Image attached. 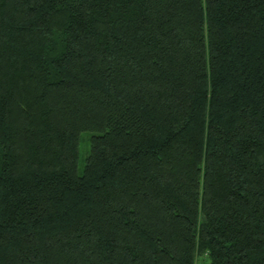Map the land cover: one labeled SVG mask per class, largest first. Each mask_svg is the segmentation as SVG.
Masks as SVG:
<instances>
[{"label":"trees","instance_id":"trees-1","mask_svg":"<svg viewBox=\"0 0 264 264\" xmlns=\"http://www.w3.org/2000/svg\"><path fill=\"white\" fill-rule=\"evenodd\" d=\"M198 262L264 264V0H0V264Z\"/></svg>","mask_w":264,"mask_h":264},{"label":"rangeland","instance_id":"rangeland-1","mask_svg":"<svg viewBox=\"0 0 264 264\" xmlns=\"http://www.w3.org/2000/svg\"><path fill=\"white\" fill-rule=\"evenodd\" d=\"M92 134L91 131H83L80 133L79 141V153H78V170L82 171L85 157L89 151V137ZM201 264V262H198Z\"/></svg>","mask_w":264,"mask_h":264}]
</instances>
